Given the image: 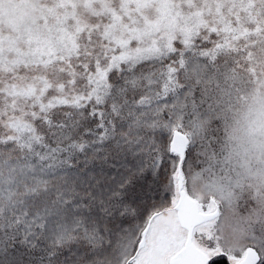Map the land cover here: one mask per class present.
Segmentation results:
<instances>
[{"label":"snow or ice","instance_id":"obj_1","mask_svg":"<svg viewBox=\"0 0 264 264\" xmlns=\"http://www.w3.org/2000/svg\"><path fill=\"white\" fill-rule=\"evenodd\" d=\"M0 264H264V0H0Z\"/></svg>","mask_w":264,"mask_h":264}]
</instances>
